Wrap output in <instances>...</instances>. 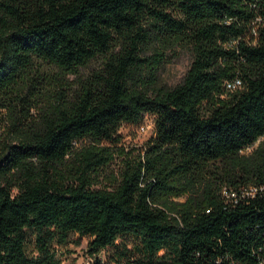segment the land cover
Segmentation results:
<instances>
[{"label":"trees","instance_id":"16d2710c","mask_svg":"<svg viewBox=\"0 0 264 264\" xmlns=\"http://www.w3.org/2000/svg\"><path fill=\"white\" fill-rule=\"evenodd\" d=\"M178 45L193 61L170 88L158 73ZM99 55L75 97L38 119L28 95L18 114L8 102L37 60L78 73ZM237 77L242 88L224 98ZM1 108L12 118L0 142V264H62L55 245L72 233L94 254L112 250L96 264L264 261V145L241 153L264 136V0H0ZM148 116L144 151L94 189L122 153L121 126Z\"/></svg>","mask_w":264,"mask_h":264},{"label":"rangeland","instance_id":"374dc122","mask_svg":"<svg viewBox=\"0 0 264 264\" xmlns=\"http://www.w3.org/2000/svg\"><path fill=\"white\" fill-rule=\"evenodd\" d=\"M104 57L97 56L89 64L79 69L78 73H65L53 64L37 60L33 70L28 75L27 80L20 81L16 92L11 94L8 102L16 103L17 113L19 112L20 103L17 95H28L36 105L31 109V113L35 118L47 113L54 105L62 100H71L75 97V93L80 89L82 81L93 75L103 65ZM193 61V51L186 45H178L166 51V59L162 64L158 73L159 82L166 87H174L180 84ZM229 96L226 94L224 98ZM14 99V100H13ZM11 118L6 108L0 109V142L8 138V128L11 124ZM152 118L148 116L144 124H152ZM151 126V125H150ZM122 136L120 147L122 153L117 152L113 162L102 170L101 175L95 178L94 189H103L113 182V175L119 172L124 166L126 160L136 157L145 149L146 143L153 134V126L145 130L139 125L124 124L119 130ZM90 141L81 140L76 143L77 147L89 145ZM264 145V136L250 148L244 149L242 154H250L258 147ZM203 188L202 185L196 186V197L198 198ZM247 193L255 192V188L245 191ZM222 195L226 198L236 197L235 191L224 186ZM191 197L188 193L175 196L172 199L179 202H185ZM91 238L88 236L80 237L78 234L70 235V242L66 245H55L57 256L61 259L62 264H96L97 259L106 260L107 255L112 250H102L98 254L91 252L89 242ZM131 242V241H130ZM33 243L30 242L28 247L33 249Z\"/></svg>","mask_w":264,"mask_h":264},{"label":"built area","instance_id":"2783aa9c","mask_svg":"<svg viewBox=\"0 0 264 264\" xmlns=\"http://www.w3.org/2000/svg\"><path fill=\"white\" fill-rule=\"evenodd\" d=\"M224 86H225L226 93H228V94L229 93H233V92H235V91H237V90L242 88L243 81L240 78L237 77L235 79L226 81ZM151 123L152 124H142L141 125V129L145 130L148 127V125H149V127L153 126V130H154V122H151ZM260 264H264V261H262Z\"/></svg>","mask_w":264,"mask_h":264}]
</instances>
